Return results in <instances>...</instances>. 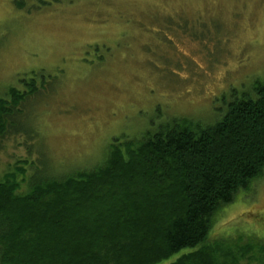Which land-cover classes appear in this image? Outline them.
<instances>
[{"label": "rangeland", "instance_id": "1", "mask_svg": "<svg viewBox=\"0 0 264 264\" xmlns=\"http://www.w3.org/2000/svg\"><path fill=\"white\" fill-rule=\"evenodd\" d=\"M12 4L0 0V97L39 87L0 137V176L30 161L36 177L94 169L114 139H141L174 118L213 124L233 91L264 82V0ZM251 188L208 234L248 248L240 264L264 260V240L252 237H264V172Z\"/></svg>", "mask_w": 264, "mask_h": 264}, {"label": "trees", "instance_id": "2", "mask_svg": "<svg viewBox=\"0 0 264 264\" xmlns=\"http://www.w3.org/2000/svg\"><path fill=\"white\" fill-rule=\"evenodd\" d=\"M10 1L32 11L28 0ZM29 83L0 97V137L37 92ZM219 117L208 125L174 118L141 139H114L105 162L65 178L31 175V161L4 172L0 264H240L248 248L209 242L208 234L220 210L264 172V82L233 91Z\"/></svg>", "mask_w": 264, "mask_h": 264}]
</instances>
